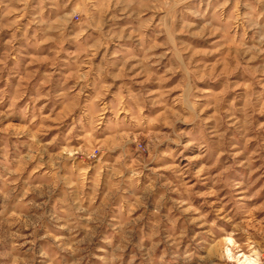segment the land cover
<instances>
[{
    "label": "rangeland",
    "instance_id": "1",
    "mask_svg": "<svg viewBox=\"0 0 264 264\" xmlns=\"http://www.w3.org/2000/svg\"><path fill=\"white\" fill-rule=\"evenodd\" d=\"M264 264V0H0V264Z\"/></svg>",
    "mask_w": 264,
    "mask_h": 264
},
{
    "label": "clouds",
    "instance_id": "2",
    "mask_svg": "<svg viewBox=\"0 0 264 264\" xmlns=\"http://www.w3.org/2000/svg\"><path fill=\"white\" fill-rule=\"evenodd\" d=\"M254 264H260L258 257H257L256 260L254 261Z\"/></svg>",
    "mask_w": 264,
    "mask_h": 264
}]
</instances>
